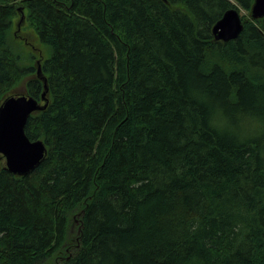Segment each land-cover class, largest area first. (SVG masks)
Here are the masks:
<instances>
[{"label": "trees", "instance_id": "trees-1", "mask_svg": "<svg viewBox=\"0 0 264 264\" xmlns=\"http://www.w3.org/2000/svg\"><path fill=\"white\" fill-rule=\"evenodd\" d=\"M253 3L0 0V104L28 76L41 100L37 60L49 84L26 125L41 164L20 176L1 155L0 264H264ZM19 8L52 51L36 66L20 63ZM232 8L244 29L216 40Z\"/></svg>", "mask_w": 264, "mask_h": 264}, {"label": "water", "instance_id": "water-1", "mask_svg": "<svg viewBox=\"0 0 264 264\" xmlns=\"http://www.w3.org/2000/svg\"><path fill=\"white\" fill-rule=\"evenodd\" d=\"M20 18L17 30L25 22V13L19 8ZM252 19L264 17V0H254L250 10ZM244 29V21L236 8L227 10L215 23L213 34L216 40L228 42L236 39ZM37 75L44 83L41 100L27 94L10 95L0 104V153L6 168L16 175H28L35 170L47 154V146L42 139L31 140L26 134L30 116L45 110L49 104V84L43 74L41 63L37 61Z\"/></svg>", "mask_w": 264, "mask_h": 264}, {"label": "rangeland", "instance_id": "rangeland-1", "mask_svg": "<svg viewBox=\"0 0 264 264\" xmlns=\"http://www.w3.org/2000/svg\"><path fill=\"white\" fill-rule=\"evenodd\" d=\"M243 13L246 12L244 11ZM17 19L18 18H16L15 20L16 22L14 27H16V23L18 22ZM34 33L35 32L32 31L31 27H29L28 25V22L25 20V22L22 23L21 29L19 31V40H17L16 42L17 50L22 54L23 57L20 62L21 65H26L30 63L36 66V60L33 59V56H39L41 52L43 53L45 58L51 57L52 55L51 49L44 43H42ZM23 37H26V39L31 43V46H27V42H24ZM34 47H36V50L34 49ZM29 78L30 76L24 78L15 88L11 90V93L8 96L26 94V83ZM1 155L2 154L0 153V160H2V162L4 163V160L1 158Z\"/></svg>", "mask_w": 264, "mask_h": 264}, {"label": "flooded vegetation", "instance_id": "flooded-vegetation-1", "mask_svg": "<svg viewBox=\"0 0 264 264\" xmlns=\"http://www.w3.org/2000/svg\"><path fill=\"white\" fill-rule=\"evenodd\" d=\"M22 37V36H21ZM24 38V37H23Z\"/></svg>", "mask_w": 264, "mask_h": 264}]
</instances>
